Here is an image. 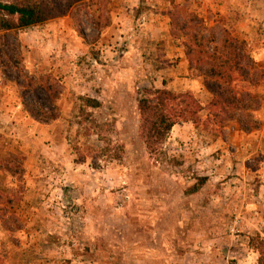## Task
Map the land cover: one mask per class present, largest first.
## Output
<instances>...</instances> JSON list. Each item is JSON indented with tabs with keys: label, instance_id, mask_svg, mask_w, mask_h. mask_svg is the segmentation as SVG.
<instances>
[{
	"label": "rangeland",
	"instance_id": "374dc122",
	"mask_svg": "<svg viewBox=\"0 0 264 264\" xmlns=\"http://www.w3.org/2000/svg\"><path fill=\"white\" fill-rule=\"evenodd\" d=\"M74 1L16 32L23 69L63 87L56 120H33L0 73V193L10 198L0 201V264H259L250 238H264V82L250 87L258 128L242 129V112L220 134L177 123L154 155L136 107L145 90L185 92L171 80L202 82L184 43L213 49L223 30L264 68V0ZM18 164L20 177L5 169Z\"/></svg>",
	"mask_w": 264,
	"mask_h": 264
},
{
	"label": "trees",
	"instance_id": "16d2710c",
	"mask_svg": "<svg viewBox=\"0 0 264 264\" xmlns=\"http://www.w3.org/2000/svg\"><path fill=\"white\" fill-rule=\"evenodd\" d=\"M74 2L0 0V73L4 81L15 83L23 110L39 123L49 124L59 117L63 87L50 74L35 75L34 72L23 69L22 46L16 32L67 14ZM198 43L197 49L184 43L185 54L189 64L195 65L198 75L202 77L203 87L209 92L211 99L203 105L189 90L179 93L166 87L145 90L137 99L138 136L150 155L161 152L169 132L177 123L191 122L196 126L202 125L211 133L220 134L227 123L236 118L238 112H242L246 116L245 122L241 121L242 129L259 127L260 122L249 113L257 108L261 99L250 87L255 88L264 82V68L257 65L247 42L223 30L221 44L213 46V49L201 45L200 41ZM13 67L16 68V73L12 71ZM80 99L88 107L96 108L101 105L97 98L81 96ZM204 109L207 114L203 119L201 112ZM78 155L79 162L85 160L82 152ZM17 168L5 169L20 177L23 169L20 164ZM205 180L206 177H197L196 182L186 191L197 192ZM3 198L7 201L10 199L0 193V201ZM2 220L8 223L4 217ZM250 244L259 254V264H263L264 238L251 237ZM229 264H235V261L230 260Z\"/></svg>",
	"mask_w": 264,
	"mask_h": 264
},
{
	"label": "crops",
	"instance_id": "0c3cea01",
	"mask_svg": "<svg viewBox=\"0 0 264 264\" xmlns=\"http://www.w3.org/2000/svg\"><path fill=\"white\" fill-rule=\"evenodd\" d=\"M250 15H252V14H250ZM248 16V15H247ZM239 29H242V31L244 30V32L245 31H247V32H249L250 31V27L247 25V24H245V22H242V23H240V26L238 27V30ZM242 31H240V33H242ZM180 55V54H179ZM181 62H182V60H183V57H182V55H181ZM176 83H177V80H171L170 81V83H169V87L171 88V89H173V90H184V91H186V90H189V91H191L197 98H200V99H203V100H207V99H209V92H207L206 90H205V88L203 87V84H202V82H201V80H200V78H186L185 80H183V82H182V85L179 87V88H177V86H176ZM258 86V85H257ZM256 86V87H257ZM264 86V85H263ZM255 87V88H256ZM175 126H173V129H175L174 128Z\"/></svg>",
	"mask_w": 264,
	"mask_h": 264
}]
</instances>
